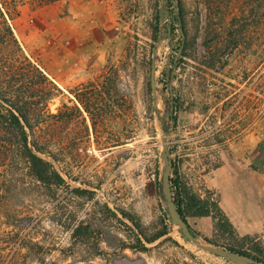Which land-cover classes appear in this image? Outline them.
Here are the masks:
<instances>
[{
	"label": "rangeland",
	"instance_id": "obj_1",
	"mask_svg": "<svg viewBox=\"0 0 264 264\" xmlns=\"http://www.w3.org/2000/svg\"><path fill=\"white\" fill-rule=\"evenodd\" d=\"M174 2L0 0L5 92L25 101L31 140L66 181H37L18 128L0 122V264H234L176 225L147 251L121 247L135 243L121 210L148 235L166 219L163 135L194 192L244 217L234 188L249 184L264 218V0ZM181 11L185 38L173 21ZM188 220L204 243L248 249L249 235L264 248V219L234 234L212 217ZM80 222L89 232L74 238Z\"/></svg>",
	"mask_w": 264,
	"mask_h": 264
},
{
	"label": "trees",
	"instance_id": "obj_2",
	"mask_svg": "<svg viewBox=\"0 0 264 264\" xmlns=\"http://www.w3.org/2000/svg\"><path fill=\"white\" fill-rule=\"evenodd\" d=\"M169 3L175 4L174 0H167ZM181 4V0H179ZM181 15H177L173 21L180 24L179 28L183 29V32L186 33L185 24L183 21V13L181 11ZM172 21V22H173ZM9 32L13 39V42L16 43L15 36L13 34V30L10 25ZM175 30V28H174ZM183 39V38H182ZM184 40H181L179 47L177 48V53L179 55L175 56L173 60V65L177 66L180 61L183 60L184 49L180 51L182 43ZM46 78L45 75H43ZM47 79V78H46ZM13 91V90H12ZM17 92V91H16ZM13 95L10 97L5 92V83L2 81L0 76V122H7L9 125H13L18 128L19 136L21 140L22 153L24 157L27 159L29 164V169L31 175L39 182L47 186L48 188L52 187H61L66 181L64 177L55 169L53 164L42 157L39 153L45 154L44 146L46 145L44 142L34 139L31 140L32 135L34 134V127L31 123L30 116L28 115V110L25 108V101L20 100L19 95L16 93H12ZM82 104L86 107V104L79 98ZM80 111V110H79ZM176 105L174 103L171 104L168 112L170 114V119L176 122L177 117L175 116ZM81 112V111H80ZM171 186L173 191L174 200L178 207L179 212L181 213L184 220L188 222V226L191 231L197 235L199 233L192 227L189 222V218H202V217H212L216 228H221L228 232L234 234L235 227L229 218L226 211L220 205V203L213 202L210 198L203 197L192 190L189 185L183 181L179 168L174 161V167L171 175ZM75 192L78 195H84L88 191L82 188H76ZM122 218L127 219L132 226H129L126 221L123 220V224L128 227L134 236L135 243H127V241L122 240L121 247L122 248H131L135 251H147L148 244H152L162 237L169 234L170 227H173L169 214H166V219L163 222L162 229L152 235H148L142 224L130 213L125 210H121ZM169 227V228H168ZM89 225L84 222H80L73 229V237L76 238L78 236H83L89 232ZM245 246H249L248 249H239L235 247H227L232 251H236L245 255H249L255 257L256 259L264 262V248L260 243L254 241V239L246 235L244 238ZM67 264H93L86 261H72Z\"/></svg>",
	"mask_w": 264,
	"mask_h": 264
},
{
	"label": "water",
	"instance_id": "obj_3",
	"mask_svg": "<svg viewBox=\"0 0 264 264\" xmlns=\"http://www.w3.org/2000/svg\"><path fill=\"white\" fill-rule=\"evenodd\" d=\"M180 31L182 32V37L185 38V34L182 28H180ZM183 46H184V41L182 43L180 51L183 49ZM155 73H156V68H155V65L153 64L152 72H151V88L153 91L156 90ZM169 89L173 96V88L169 87ZM162 142H163L162 143L163 150L161 153V158L164 162L163 177H162L163 199H164L168 214L170 216L171 222L172 224L178 226L183 236V239L185 241L193 243L195 246H197L201 250L207 251L213 255L224 258L227 261H230L234 264H264V262L256 259L255 257L245 255V254H242L236 251H232L230 249H227L221 246H216L210 243H204L201 240L199 235L191 231V229L188 226V222L184 220V218L182 217L181 213L178 210L176 202L174 200L172 186H171V175H172V171L174 167V160L172 159L170 155L169 145L167 142L166 135L162 136Z\"/></svg>",
	"mask_w": 264,
	"mask_h": 264
},
{
	"label": "crops",
	"instance_id": "obj_4",
	"mask_svg": "<svg viewBox=\"0 0 264 264\" xmlns=\"http://www.w3.org/2000/svg\"><path fill=\"white\" fill-rule=\"evenodd\" d=\"M222 168H219V170ZM239 179V178H238ZM229 180L233 181V178L226 180V184L230 183ZM228 181V182H227ZM231 181V182H232ZM237 181V178L235 180ZM225 184V185H226ZM237 184V183H236ZM238 185V184H237ZM238 189V187H236ZM244 189L239 188L238 190L241 192L239 193L238 190L234 191L237 192L238 197L240 198L242 204L244 205V209L245 212L247 211V214L243 216L241 215H234V216H230V219L232 220V223L234 224L235 228L237 230H242L243 228H248V227H252V226H258V224L263 221V213L261 212L260 208L257 207V205L254 204V202L251 200V198L248 195V189L249 188V184H244ZM220 192H222V189H219ZM250 191V190H249ZM242 194V195H241ZM244 196V197H243ZM247 207V208H246ZM238 210V209H237ZM250 213H252L250 215ZM248 217V218H247Z\"/></svg>",
	"mask_w": 264,
	"mask_h": 264
},
{
	"label": "built area",
	"instance_id": "obj_5",
	"mask_svg": "<svg viewBox=\"0 0 264 264\" xmlns=\"http://www.w3.org/2000/svg\"><path fill=\"white\" fill-rule=\"evenodd\" d=\"M210 198L212 201H215V195H212Z\"/></svg>",
	"mask_w": 264,
	"mask_h": 264
}]
</instances>
